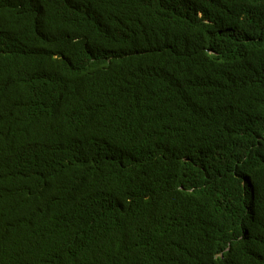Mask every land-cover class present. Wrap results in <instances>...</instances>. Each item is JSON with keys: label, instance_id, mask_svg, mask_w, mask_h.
<instances>
[{"label": "trees", "instance_id": "16d2710c", "mask_svg": "<svg viewBox=\"0 0 264 264\" xmlns=\"http://www.w3.org/2000/svg\"><path fill=\"white\" fill-rule=\"evenodd\" d=\"M0 264H264V0H0Z\"/></svg>", "mask_w": 264, "mask_h": 264}]
</instances>
